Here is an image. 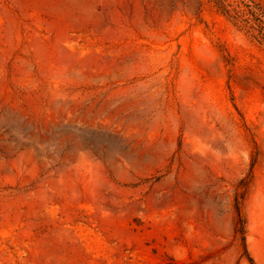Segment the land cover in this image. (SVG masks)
Returning <instances> with one entry per match:
<instances>
[{
	"label": "rangeland",
	"instance_id": "374dc122",
	"mask_svg": "<svg viewBox=\"0 0 264 264\" xmlns=\"http://www.w3.org/2000/svg\"><path fill=\"white\" fill-rule=\"evenodd\" d=\"M0 0V264H264V0ZM258 9V8H257Z\"/></svg>",
	"mask_w": 264,
	"mask_h": 264
},
{
	"label": "trees",
	"instance_id": "16d2710c",
	"mask_svg": "<svg viewBox=\"0 0 264 264\" xmlns=\"http://www.w3.org/2000/svg\"><path fill=\"white\" fill-rule=\"evenodd\" d=\"M214 1L220 10H222L224 13L232 17L236 22L243 23L246 26L249 25L251 18L245 16L243 12H240L239 10H236L234 7H232V4L230 2H228L227 0H214ZM256 7L258 9L256 8L252 10L253 15L257 14V15L264 16V12L262 11V8L258 6ZM260 21L264 22L262 18L260 19ZM249 27H253V26L249 25ZM262 38L264 39V32L262 34ZM240 193L242 192L239 190V194ZM239 194L236 198L237 220H236L235 232L236 234H239L241 236L242 245L244 248V254L248 257L251 264H257L248 248L247 237H246V222H245V218H244V215L240 207Z\"/></svg>",
	"mask_w": 264,
	"mask_h": 264
}]
</instances>
